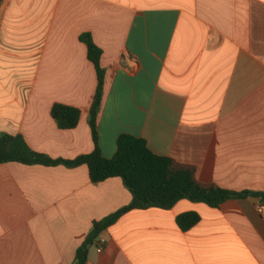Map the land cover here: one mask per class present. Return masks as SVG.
Segmentation results:
<instances>
[{
    "label": "crops",
    "instance_id": "crops-1",
    "mask_svg": "<svg viewBox=\"0 0 264 264\" xmlns=\"http://www.w3.org/2000/svg\"><path fill=\"white\" fill-rule=\"evenodd\" d=\"M83 35L103 51L105 157L128 134L202 182L264 193V0H1L0 132L55 159L95 150L98 73ZM57 103L81 110L76 128L58 126ZM132 199L119 177L94 183L87 165L0 164V264H74L94 222ZM260 202L127 212L86 264H264ZM188 212L200 220L183 230Z\"/></svg>",
    "mask_w": 264,
    "mask_h": 264
},
{
    "label": "trees",
    "instance_id": "trees-1",
    "mask_svg": "<svg viewBox=\"0 0 264 264\" xmlns=\"http://www.w3.org/2000/svg\"><path fill=\"white\" fill-rule=\"evenodd\" d=\"M82 40L88 45L89 59L98 73V88L89 117L96 143L95 150L70 160L55 159L32 149L22 135L0 132V164L17 162L25 165H65L71 168L87 165L94 183L119 177L132 193L133 199L129 205L94 222L86 241L78 248L74 264H86L90 246L96 244L101 234L122 215L133 210L153 207L169 209L182 199L205 202L213 207H219L227 200L246 196H257L264 201V193L261 192H237L215 183L200 181L195 167L155 154L143 138L123 134L118 139L116 154L112 158L105 157L98 142V116L106 76V70L101 65L103 51L90 35H83ZM81 115V110L74 106L57 103L52 107V116L62 129L76 128ZM199 220L198 213L188 212L179 216L177 223L181 229L187 230Z\"/></svg>",
    "mask_w": 264,
    "mask_h": 264
},
{
    "label": "built area",
    "instance_id": "built-area-1",
    "mask_svg": "<svg viewBox=\"0 0 264 264\" xmlns=\"http://www.w3.org/2000/svg\"><path fill=\"white\" fill-rule=\"evenodd\" d=\"M257 210L259 212V214H261L262 216H264V201L260 202L257 206ZM106 238L105 237H99L96 241V247H97V251L98 252H102L104 249V245L106 244Z\"/></svg>",
    "mask_w": 264,
    "mask_h": 264
}]
</instances>
